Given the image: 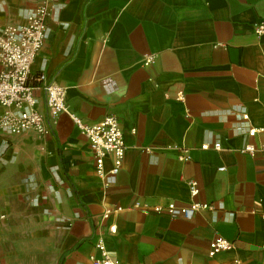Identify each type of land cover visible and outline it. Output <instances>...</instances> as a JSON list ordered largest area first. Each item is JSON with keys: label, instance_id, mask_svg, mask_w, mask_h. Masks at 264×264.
Instances as JSON below:
<instances>
[{"label": "crops", "instance_id": "1", "mask_svg": "<svg viewBox=\"0 0 264 264\" xmlns=\"http://www.w3.org/2000/svg\"><path fill=\"white\" fill-rule=\"evenodd\" d=\"M42 1L0 0V29L23 24ZM47 1L33 74L62 86L68 111L83 121L115 116L126 152L105 185L68 113L47 135L0 136V264L13 256L91 264L100 222L117 226L106 241L120 264H264V157L238 150L264 144V132L248 135L264 127V34L253 28L264 0ZM145 54L166 61L144 65ZM216 142L220 150L211 147ZM180 147L190 149L189 160L178 159ZM104 166L110 169L109 157ZM170 201L211 207L191 219L170 217ZM106 209L112 213L101 221ZM215 236L234 247L209 256Z\"/></svg>", "mask_w": 264, "mask_h": 264}, {"label": "built area", "instance_id": "2", "mask_svg": "<svg viewBox=\"0 0 264 264\" xmlns=\"http://www.w3.org/2000/svg\"><path fill=\"white\" fill-rule=\"evenodd\" d=\"M49 14L48 1L43 0L27 15L23 24H9L0 29V105L5 108L0 115V136L17 135L25 131L47 135L58 115L63 112L68 113L75 127L88 139L95 171L102 177L106 185L119 172L126 152L124 133L119 120L113 115H106L93 123L83 121L68 111L66 91L62 86L54 81H44L45 76L41 73L33 74L34 60L45 41ZM253 28L256 34H264V16L255 22ZM157 58L162 62L166 61L164 55L145 54L143 64L149 65ZM36 83H40L45 112L40 111L37 106V98L34 94ZM182 98V91L178 90L176 99ZM241 115L243 119H248L245 110L241 111ZM261 132H264V127H251L248 130V135L255 136ZM209 147L208 144H203L200 148L208 149ZM211 147L220 150L221 144L216 142ZM238 150L244 153L258 151L264 157V144L249 143ZM178 152V159L181 161L191 158L189 148L180 147ZM107 157L111 159L109 170H106L104 166ZM224 169L225 167L218 168V170ZM187 183L192 197L196 196L198 193L197 183L194 180ZM210 207V204L197 201H192L187 206H178L170 201L166 204L165 209L170 217L182 216L191 219L197 211ZM120 209L121 207H117L116 211ZM153 210L160 212L162 206L156 205ZM111 213V209H106L101 215V221L109 218ZM5 216L6 214L0 209V220ZM116 233V224L104 227L101 222L99 223L91 236L93 251L88 256L91 264H120L111 255L106 241L107 235ZM233 247V241L222 236H215L209 242L208 255L214 256Z\"/></svg>", "mask_w": 264, "mask_h": 264}, {"label": "rangeland", "instance_id": "3", "mask_svg": "<svg viewBox=\"0 0 264 264\" xmlns=\"http://www.w3.org/2000/svg\"><path fill=\"white\" fill-rule=\"evenodd\" d=\"M16 257L18 256H13V260L11 262H9L8 264H33L31 262H25V263H19L17 260H16ZM50 264V263H48Z\"/></svg>", "mask_w": 264, "mask_h": 264}, {"label": "trees", "instance_id": "4", "mask_svg": "<svg viewBox=\"0 0 264 264\" xmlns=\"http://www.w3.org/2000/svg\"><path fill=\"white\" fill-rule=\"evenodd\" d=\"M59 264H62V261L60 260Z\"/></svg>", "mask_w": 264, "mask_h": 264}]
</instances>
